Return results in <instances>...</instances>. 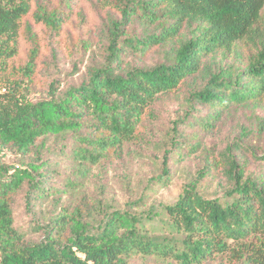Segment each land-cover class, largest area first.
Segmentation results:
<instances>
[{
	"label": "trees",
	"instance_id": "trees-1",
	"mask_svg": "<svg viewBox=\"0 0 264 264\" xmlns=\"http://www.w3.org/2000/svg\"><path fill=\"white\" fill-rule=\"evenodd\" d=\"M36 1L0 0V91L5 90L0 93V150L30 158L53 140L74 169L58 185V171L41 156L20 164L0 158V264H135L137 259L264 264V178L248 175L245 161L230 154L233 146L221 158L228 184L216 195L199 189V181L216 170L217 165H208L173 204L142 210L145 202L140 198L94 221L62 203L63 196L82 188L91 167L138 139L144 117L152 114L161 95L176 91L191 77L203 76L204 85L191 94L190 113L173 122L169 151L160 175L151 180L153 188L171 184L176 172L169 160L181 163L199 148L198 133H186L183 125L211 131L233 106L261 105L264 0L122 1L121 18L110 21L104 64L61 93L58 80H53L49 97L33 102L23 97L24 82L35 76L40 52L27 17L34 16L53 36L65 24L56 12L40 6L34 12ZM133 19L143 23V36L123 39ZM185 27L191 35H182ZM25 37L34 46L22 61ZM245 41L255 52L247 60L237 58L242 65L207 64L218 54L234 55ZM162 45L170 48L169 60L148 68L124 65L130 52ZM197 106L207 113L197 115ZM21 194L25 210L35 216L39 205L52 201L51 214L33 221L38 240L29 239V232L16 224L15 204Z\"/></svg>",
	"mask_w": 264,
	"mask_h": 264
},
{
	"label": "rangeland",
	"instance_id": "rangeland-1",
	"mask_svg": "<svg viewBox=\"0 0 264 264\" xmlns=\"http://www.w3.org/2000/svg\"><path fill=\"white\" fill-rule=\"evenodd\" d=\"M122 1L125 0H37L33 7L34 12L39 6L47 13L56 12L62 16L65 24L61 34L53 36L48 27L34 22V16L27 17L37 35L36 44L40 58L35 76L30 82H24L26 90H23V97L33 102L45 100L49 97L53 80H58V90L61 93L69 86L81 84L88 79L91 69L103 65L109 45L110 21L121 18ZM143 32V23L133 19L124 28L123 39L128 35L141 37ZM182 35H191L190 28L185 27ZM21 45V59L25 61L34 43L25 37ZM169 49L167 45H162L130 52L124 57V65L148 68L161 64L170 59ZM253 52V44L241 42L235 56L218 54L214 58H208L207 64L211 68H216L219 64L232 66L237 63L240 66L242 63L236 59L247 60ZM204 82L203 76H194L182 83L176 91L161 95L151 107L152 114L144 117L138 139L125 145L119 154L111 155L104 164L91 167L86 179L82 181V188L62 197L63 205L70 211H82L90 220L99 221L112 209H125L128 204L140 198L145 202L142 210L173 204L178 200L184 186L197 180L198 173L208 165L219 167L215 166L216 170L208 178L199 181V189L207 196L216 195L221 191V186L228 184L223 174L221 158L229 153L227 149L232 146L230 154L245 161L248 175L263 179L264 159H261L264 157V101L260 106H233L230 111L223 113L211 131L183 125L181 129L186 133H198V150L181 163L169 160L171 169L176 172L171 184L157 188L151 186V180L160 175L165 153L169 151L173 122L190 113V96L195 90L201 89ZM4 92L5 90L0 91ZM194 112L204 116L207 110L197 106ZM44 145L39 154L30 158H21L9 150H0V158L20 164L35 158L39 160L37 156H41L49 160L51 166L58 171L54 180L60 185L73 171V163L59 152L61 146L53 140ZM209 157L210 160H207ZM51 181L48 182L52 183ZM22 199L23 194L16 199V224L29 232V239L38 240L41 235L32 231L33 223L39 217H48L51 214L52 201L39 205L35 216L27 213ZM142 263L163 264L153 259H137L135 262Z\"/></svg>",
	"mask_w": 264,
	"mask_h": 264
}]
</instances>
